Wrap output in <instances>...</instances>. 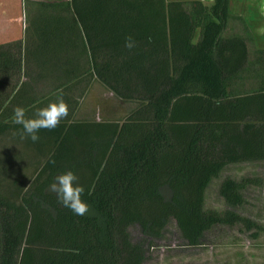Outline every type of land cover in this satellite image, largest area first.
Masks as SVG:
<instances>
[{"label":"trees","instance_id":"trees-1","mask_svg":"<svg viewBox=\"0 0 264 264\" xmlns=\"http://www.w3.org/2000/svg\"><path fill=\"white\" fill-rule=\"evenodd\" d=\"M40 3L30 44H0V144L22 146L0 153V264H143L133 224L157 238L175 219L189 245L217 224L257 226L236 211L204 207L208 185L228 164L264 161V76L256 88L235 87L252 37L230 0ZM232 19L247 37L227 34ZM127 35L136 42L131 50ZM35 78L52 92L36 94ZM93 80L136 108L122 122L76 119L73 92L84 94ZM58 97L68 116L41 129L37 142L21 139L14 109L33 118ZM25 152L34 159L30 174L19 172ZM69 170L85 188L87 215L48 191ZM254 183L227 177L219 191L241 206L242 189Z\"/></svg>","mask_w":264,"mask_h":264},{"label":"rangeland","instance_id":"rangeland-1","mask_svg":"<svg viewBox=\"0 0 264 264\" xmlns=\"http://www.w3.org/2000/svg\"><path fill=\"white\" fill-rule=\"evenodd\" d=\"M41 1L62 0H0V44L20 40L25 41V47L30 44L28 33L33 21L43 11ZM202 1L207 5L214 2ZM243 1H249V6L242 7ZM230 9L234 15L241 9L249 15L248 19L244 20L252 37L248 40L249 62L244 78L237 79L235 87L245 86L250 90L256 88L264 76V52H261L264 50V0H230ZM240 17L243 18L242 15ZM233 33L247 37L242 21L230 20L227 34ZM51 86L49 81L38 79L35 82V92L36 94L50 92ZM77 96H79L76 114L78 120L122 122L137 106L136 102L118 98L99 81H94L84 95L79 92ZM18 150H22V146L15 145L8 138L0 144L1 154ZM25 154L27 157L19 165V172L21 169L22 172L30 174L34 168V159L28 152ZM19 174L16 176L19 177ZM227 177L238 181L249 177L258 180V183L249 184L242 189L246 200L243 205L233 206L220 194V185ZM204 207L236 211L253 220L257 226L248 228L241 222L235 225L217 224L205 232L199 245H189L175 219L169 221L163 235L157 238L147 236L138 224H133L129 227V232L131 240L142 244L145 249L146 257L143 264H264V161L228 164L220 176L214 178L208 185Z\"/></svg>","mask_w":264,"mask_h":264},{"label":"clouds","instance_id":"clouds-1","mask_svg":"<svg viewBox=\"0 0 264 264\" xmlns=\"http://www.w3.org/2000/svg\"><path fill=\"white\" fill-rule=\"evenodd\" d=\"M124 46L129 50L136 46L131 35L125 37ZM68 114L67 103L62 97H58L56 102L38 109L33 118H28L25 109L17 106L14 109L13 123L22 126L21 139L30 138L32 142H37L40 139L38 133L41 129L49 131L55 129ZM78 179V176L71 170L60 173L49 184L48 191L54 193L58 202L73 214L84 216L90 212V205L82 198L85 194V188L78 183ZM88 194L91 192L89 191Z\"/></svg>","mask_w":264,"mask_h":264},{"label":"crops","instance_id":"crops-1","mask_svg":"<svg viewBox=\"0 0 264 264\" xmlns=\"http://www.w3.org/2000/svg\"><path fill=\"white\" fill-rule=\"evenodd\" d=\"M242 7H245V6H249V1H243V4L241 5ZM232 7V6H231ZM231 10V9H230ZM231 13H232V10H231ZM234 14V13H233ZM236 15H238V16H241L242 15V17L244 18V20L246 21V19H248V12H246V11H244L243 9H241L238 13H236ZM94 81H97V80H93L92 81V83L94 82ZM91 83V84H92ZM91 84L89 85V86H91ZM89 86H88V88H89ZM88 90V89H87ZM81 92H82V90H81ZM86 92V91H85ZM36 93V92H35ZM73 96L74 97H77V95L79 94L78 92H73ZM84 95V94H83Z\"/></svg>","mask_w":264,"mask_h":264}]
</instances>
